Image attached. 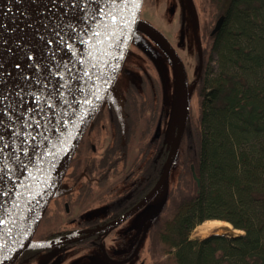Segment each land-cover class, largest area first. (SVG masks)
Returning a JSON list of instances; mask_svg holds the SVG:
<instances>
[{
  "label": "water",
  "instance_id": "water-1",
  "mask_svg": "<svg viewBox=\"0 0 264 264\" xmlns=\"http://www.w3.org/2000/svg\"><path fill=\"white\" fill-rule=\"evenodd\" d=\"M144 1L119 0L112 5L111 0H45L31 29L13 35L8 25L2 26L13 14L0 0V95L6 97L0 105V137L8 145L0 150V264H15L34 245L51 200L121 74L137 29L156 33L174 64L182 67L170 42L141 21ZM101 6L111 7L116 19L111 14L99 16ZM224 20V15L218 18L211 36ZM96 31L102 33L100 38L93 36ZM3 33L5 41H1ZM202 61L201 56L200 67ZM182 71V116L156 189L168 180L185 130L189 100L183 67ZM46 103L53 107L49 110ZM41 109L47 113L38 130L44 136L28 129L36 137L34 142L31 137L27 144L23 137H14ZM191 172L199 187L194 165Z\"/></svg>",
  "mask_w": 264,
  "mask_h": 264
},
{
  "label": "trees",
  "instance_id": "trees-1",
  "mask_svg": "<svg viewBox=\"0 0 264 264\" xmlns=\"http://www.w3.org/2000/svg\"><path fill=\"white\" fill-rule=\"evenodd\" d=\"M211 3L214 16L225 20L209 36L202 75L195 78L199 114L188 108L179 150L185 176L168 192L160 231L154 229L153 264H264V0ZM150 79L144 76L139 89L136 83L125 86L121 95L131 127L116 138L151 137L149 128L138 136L136 126L157 122L158 109L152 108L162 106L165 124L161 82ZM87 137L94 139V130ZM209 219L227 221L243 234L191 239L192 230ZM22 258L30 259V252Z\"/></svg>",
  "mask_w": 264,
  "mask_h": 264
},
{
  "label": "flooded vegetation",
  "instance_id": "flooded-vegetation-1",
  "mask_svg": "<svg viewBox=\"0 0 264 264\" xmlns=\"http://www.w3.org/2000/svg\"><path fill=\"white\" fill-rule=\"evenodd\" d=\"M160 1L168 6L161 15L167 12L182 30H186L188 18L197 13L194 0H145L143 5V24L150 25L162 34L180 57L176 45L144 17L145 4L148 2L157 12ZM209 23L204 24L203 32L207 31ZM142 30L143 27L137 29L133 42L139 39ZM150 33L159 38L156 33ZM161 49L172 62L163 44ZM201 56L203 61L197 77L202 75L204 50ZM148 72L146 68L144 76L149 78ZM129 82L135 83L132 80ZM140 92L145 96L144 92ZM121 101L119 109L117 102L112 98L107 99L100 109H103L101 115L99 111L88 129L58 193L51 200L35 233L34 245L25 251L31 254L27 261L37 260L38 264H78L83 261L92 264H132L142 254L145 244L151 243L154 229L160 231L158 224L164 216L162 193L165 182L159 188L156 187L174 140L172 144L168 143L163 138V132L157 131L164 125L162 106L152 108L159 112L156 123L148 125L141 121L136 126L138 136L139 131L149 128L151 137L116 138L119 130L131 127L127 122L130 116L124 108V96H120ZM91 129L94 130V139L87 137ZM179 150L180 147L178 153ZM153 199L157 203L148 210L149 202H153ZM24 253L19 261L25 260L22 258ZM95 253H99L100 258Z\"/></svg>",
  "mask_w": 264,
  "mask_h": 264
},
{
  "label": "rangeland",
  "instance_id": "rangeland-1",
  "mask_svg": "<svg viewBox=\"0 0 264 264\" xmlns=\"http://www.w3.org/2000/svg\"><path fill=\"white\" fill-rule=\"evenodd\" d=\"M162 2L163 1L159 2L158 5L160 7L158 8L157 12L147 2L145 4L144 17L149 20V23L159 28L164 36H166L176 45L177 50L180 52L182 67L185 69L186 83L188 87L189 107L191 108L193 115L197 117L199 114V103L196 92L195 78L198 75L200 69L201 51L208 49L207 47H209L210 33L220 15L214 16V9L211 0H194V6L197 13L192 15L191 18H188L186 30H182L180 28V24H177L173 17L168 16L169 14L167 12L164 16L161 15L162 11L165 12V8L168 9V6L162 4ZM209 21L211 23L210 28L206 32H203L204 30L202 28L204 24ZM161 47L162 43L159 38L157 39L153 34L147 31L146 27H143L142 35L139 37V39H136L133 42V46L129 50L121 74L116 81V85H114V88L112 89L108 99L112 98L115 102H117L118 104L116 105L120 109L123 101L122 99L120 103V96H122V93L125 94L124 88L127 85V82L131 80L132 82L134 81L139 89L140 82L144 79V73L147 68V71L150 72H148L149 78H151L150 80L152 81V78L154 77L159 79L161 82L160 96L163 100L164 106L166 107L165 113L167 119L163 127H160L157 129V131L160 132L161 130L163 132V138L168 140V143L172 144L180 125L183 110L179 83V77L183 74V71L181 66L173 64L174 62L172 59V62L169 60ZM213 66L216 67L214 63ZM135 152L136 151H134L133 154H135ZM182 154L183 151L178 153L168 180L165 182L164 191L162 193L164 204L169 197V193L171 191L175 192L179 185L178 183L180 182L181 176H185L183 173V167L181 165ZM155 200L156 199H153V202H149L150 205L148 206V210H150V206H152L154 203H157ZM163 215H165V212ZM210 220L227 222L220 219H209L206 221ZM199 225H197L192 230L190 234L191 239H203L213 233L243 234L241 230L235 229L231 224L229 227L217 226L205 233H200L196 230ZM145 245V249L143 250L140 257L134 260L132 264L154 263L156 258L152 257L149 251L150 243L148 242ZM95 256L98 257L99 253H95ZM38 263L39 262L37 260L36 262H29L27 259H21L20 261L18 260L16 264ZM78 264L92 263L89 261H83ZM99 264L102 263L99 262Z\"/></svg>",
  "mask_w": 264,
  "mask_h": 264
},
{
  "label": "bare ground",
  "instance_id": "bare-ground-1",
  "mask_svg": "<svg viewBox=\"0 0 264 264\" xmlns=\"http://www.w3.org/2000/svg\"><path fill=\"white\" fill-rule=\"evenodd\" d=\"M45 0H3V6L8 9L10 7V13L13 14L12 17L9 18L8 24H2L3 27L7 28L9 26L11 33L22 35L26 33V29H31V25L36 19L39 11L44 5ZM1 9V7H0ZM5 31L4 29H2ZM28 31V30H27ZM1 41H5L6 37L4 33L1 35ZM2 42H0L1 45ZM217 226H227L230 224L223 221L210 220L205 221L201 225H199L196 230L200 233H205L210 229Z\"/></svg>",
  "mask_w": 264,
  "mask_h": 264
},
{
  "label": "snow or ice",
  "instance_id": "snow-or-ice-1",
  "mask_svg": "<svg viewBox=\"0 0 264 264\" xmlns=\"http://www.w3.org/2000/svg\"><path fill=\"white\" fill-rule=\"evenodd\" d=\"M119 3V0H111V4L112 5H115ZM72 6L74 7L75 6V3L73 2ZM97 13L99 16H107V15H112V19L115 20L116 19V16L114 14H112V8L109 7L107 10L105 9V7L101 6V7H98L97 8ZM57 35H59L57 33ZM85 35H87L85 33ZM102 35L101 32L99 31H96L93 33V36L96 37V38H100ZM106 35V34H104ZM71 39V37L69 38ZM49 44H52L53 41L49 40L48 41ZM16 68L19 69L20 68V65L17 64L16 65ZM29 77H26V79H28ZM17 95H20L19 93ZM6 99V97H4L3 95H0V105L3 104L4 100ZM23 103V97L21 96V104ZM64 103H67L66 101H64ZM87 103H91V101H87ZM49 110L53 107L52 104L50 103H46L45 105ZM8 109H5V111H7ZM26 111H30V110H26ZM47 116V113L43 111V109H41V114L38 115V116H33L31 117V120L30 121H25V124H24V128H25V131L23 132H14V137H23L24 139V143L27 144L29 142V137H31V140L34 142L35 141V136L32 134V131H28V129H32L33 131H36L38 135L40 136H44V133L42 132H39L38 130L40 129L41 127V124L42 122L44 121V118ZM31 121H35V123H32ZM3 121H0V124H2ZM3 141V138L0 137V150H2L3 148H7L8 145L7 144H3L2 143ZM24 151V154H27L28 153V149L27 147H25L23 149Z\"/></svg>",
  "mask_w": 264,
  "mask_h": 264
}]
</instances>
